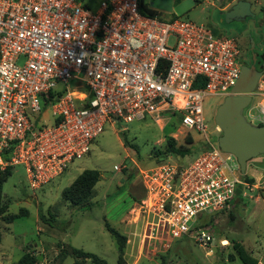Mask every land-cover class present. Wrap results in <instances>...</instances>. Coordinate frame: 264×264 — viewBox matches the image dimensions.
Masks as SVG:
<instances>
[{
  "label": "built area",
  "instance_id": "obj_1",
  "mask_svg": "<svg viewBox=\"0 0 264 264\" xmlns=\"http://www.w3.org/2000/svg\"><path fill=\"white\" fill-rule=\"evenodd\" d=\"M242 64L234 37L145 14L140 0H101L94 11L82 0H0V169L22 166L35 190L88 154L106 121L177 117L185 136L203 134L202 148L187 165L138 169L139 241L191 235L211 249L214 236L197 220L253 184L210 139L203 103L228 95ZM247 94L245 118L264 124V71Z\"/></svg>",
  "mask_w": 264,
  "mask_h": 264
},
{
  "label": "rangeland",
  "instance_id": "obj_2",
  "mask_svg": "<svg viewBox=\"0 0 264 264\" xmlns=\"http://www.w3.org/2000/svg\"><path fill=\"white\" fill-rule=\"evenodd\" d=\"M82 1L89 10L94 11L101 0ZM179 1L173 0L174 5ZM217 1L210 4L208 0H195L196 4L178 17L204 24L211 31L217 24V31L229 35L247 28L243 22H219L222 10L217 6ZM246 1L255 14L258 35L263 43L264 0ZM146 2L150 6V0ZM167 17L163 14L162 19ZM244 43L238 42L242 53ZM21 59L18 64L22 62ZM222 101L221 96H211L203 103L207 134L216 144L220 131L214 123V115ZM168 117L162 114V123L155 122L148 115L131 122L106 121L102 132L92 142L89 153L69 163L60 175L38 189H30L22 166L11 170L2 185V201L9 202L8 213L25 211V215L17 216L11 222L0 219V264H16L22 253L28 250L36 255V264H74L72 256L62 257L60 254L61 249L68 250L70 246L94 253L108 264H243L237 257L233 242L239 243L248 254L256 257L258 264H264V172L254 180L250 190H245L246 196L239 193V202L202 215L197 220V227L205 228L214 236L215 251L191 235L170 242L139 241L142 222L134 223L136 216L131 209L144 198L146 190L138 169L154 168L166 161L187 165L202 148V133L189 130L193 142L186 144L183 141L186 129L180 125L177 117ZM43 122V125L50 126L52 117H43ZM168 137L178 144L190 146V151L180 160L169 154L164 155L162 152ZM250 165L264 169V155L251 159L247 163V166ZM84 169H97L100 177L93 187L89 203L85 206L72 205L63 199L62 190ZM39 213H43L47 221H42ZM105 220L125 234L126 242L121 252L105 228ZM80 264L92 263L84 259L80 260Z\"/></svg>",
  "mask_w": 264,
  "mask_h": 264
},
{
  "label": "water",
  "instance_id": "obj_3",
  "mask_svg": "<svg viewBox=\"0 0 264 264\" xmlns=\"http://www.w3.org/2000/svg\"><path fill=\"white\" fill-rule=\"evenodd\" d=\"M180 5L172 7L171 0H150V6L168 11L173 10L178 14L184 10L180 8ZM217 6L220 7L221 4ZM250 6L246 0H236L227 10L221 12L222 17L219 22H242L247 17L254 18L255 14L251 11ZM214 27L219 29L217 24ZM250 42L252 47V38H250ZM263 71L264 65L261 70H257L254 64H242L236 84L217 106L214 115V123L220 131L217 146L223 152L230 153L235 157L242 175L246 173V165L251 159L264 155V124H252L243 114L251 99L247 93L254 89ZM213 250H216L215 246H213Z\"/></svg>",
  "mask_w": 264,
  "mask_h": 264
},
{
  "label": "trees",
  "instance_id": "obj_4",
  "mask_svg": "<svg viewBox=\"0 0 264 264\" xmlns=\"http://www.w3.org/2000/svg\"><path fill=\"white\" fill-rule=\"evenodd\" d=\"M140 11L149 14L152 16H158L160 19L163 18V14L156 12L152 7L148 6L146 0H140ZM177 17V15L172 14L167 17L169 20ZM166 18V17H165ZM186 144H191L193 142L192 137L187 134L184 137ZM190 146L185 144H178L173 138L168 137L166 140V146L163 150L164 155H172L174 159L179 156L180 160L183 155L187 154L190 151ZM12 168L8 167L4 171H0V219L6 220L7 222H11L15 217L25 215V211L19 212L17 214L8 213V205L9 202L2 201V185L3 182L10 175V171ZM100 177V173L97 169H84L82 170L76 178L62 190V197L64 200L68 201L72 205H82L89 203L90 197H92V191L95 184L98 182ZM242 178L249 182L254 183V179L248 177L246 174L242 175ZM239 197V190H237V195ZM39 218L42 221H47L45 215L43 213H39ZM105 228L108 230L110 235L114 238V240L118 244V249L121 252L125 242L126 236L125 234L119 232L117 229L109 225V223L105 220ZM1 241V235H0ZM233 248L236 251L237 257L241 260L243 264H258V260L256 257L251 256L246 252L244 247L237 242H233ZM60 254L62 257L72 256L74 258V264H80V260L89 259L92 264H108L103 258L98 255L84 251L75 247H69L68 250L61 249ZM38 261L36 255L30 250L22 253V255L18 258L16 264H36Z\"/></svg>",
  "mask_w": 264,
  "mask_h": 264
},
{
  "label": "flooded vegetation",
  "instance_id": "obj_5",
  "mask_svg": "<svg viewBox=\"0 0 264 264\" xmlns=\"http://www.w3.org/2000/svg\"><path fill=\"white\" fill-rule=\"evenodd\" d=\"M228 1L230 0H227L226 2ZM226 2L222 3L219 8L223 9ZM162 3L164 4L165 2H162ZM190 3H191L190 0H180L178 4H175V6H178L181 4L180 8L185 9L186 7L190 5ZM242 22L246 23L247 28L239 32L238 34H235V35L230 34V35L234 37L239 43H242V41L245 42L244 51L242 53L243 64H246V65L254 64L257 70H261L264 65V42L261 43V39L259 38L260 36L258 35V28L255 22V17L254 18L247 17ZM250 38L253 39L252 47H251Z\"/></svg>",
  "mask_w": 264,
  "mask_h": 264
},
{
  "label": "crops",
  "instance_id": "obj_6",
  "mask_svg": "<svg viewBox=\"0 0 264 264\" xmlns=\"http://www.w3.org/2000/svg\"><path fill=\"white\" fill-rule=\"evenodd\" d=\"M172 1V7H174L175 5H174V3H173V0H171ZM191 1V3H190V5L188 6V7H186L184 10H183V12H181V13H176L175 11H172V10H170V11H168V10H164V9H162V8H159V7H152V6H150V7H152V8H155V9H157L158 11H162V13L163 14H165V15H167V16H170V15H172V14H175V15H177V16H182L183 14H185L186 12H188L191 8H192V6L194 5V4H196V2H195V0H190ZM220 0H218L217 1V4H222V3H220L219 2ZM226 1V0H225ZM236 0H230V1H228V2H226V4H225V6H224V8L223 9H220V10H227L228 8H229V6L232 4V3H234ZM208 2L210 3V4H215V0H208ZM223 3H224V1H223ZM213 29H214V31L212 30V32L214 33V34H225V33H222L220 30H218L217 31V29L215 28V27H212ZM176 158H178V157H176ZM246 171H247V175H248V177H250V178H253L254 180H256L258 177H260L261 175H262V173L264 172V169L263 168H256V167H254V165H250V166H247L246 165ZM246 174V173H245ZM140 180H141V178H140ZM142 181V180H141ZM142 199V198H141ZM140 202V201H139ZM237 202H239V199H238V196H236L235 197V199H234V203H237ZM138 204V203H137ZM134 208V207H133ZM132 208V209H133ZM131 209V210H132ZM135 223V222H134Z\"/></svg>",
  "mask_w": 264,
  "mask_h": 264
}]
</instances>
